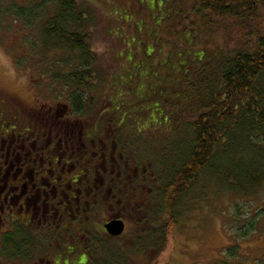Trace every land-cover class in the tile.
I'll return each mask as SVG.
<instances>
[{
    "label": "trees",
    "instance_id": "16d2710c",
    "mask_svg": "<svg viewBox=\"0 0 264 264\" xmlns=\"http://www.w3.org/2000/svg\"><path fill=\"white\" fill-rule=\"evenodd\" d=\"M47 9L39 46L65 53L54 60L55 78L68 88L66 166L80 178V194L67 191L65 238L53 227L13 225L4 213L2 262L134 264L137 254L164 250L176 210L197 183L241 196L264 192V0L162 7L130 0L119 17L124 63L111 74L91 48V12L79 0ZM14 13L31 25L39 20L33 7ZM92 115L91 123H68ZM107 208H117L127 228L138 213L143 232L126 245L124 236L108 238L101 229ZM76 225L84 247L79 237L69 241Z\"/></svg>",
    "mask_w": 264,
    "mask_h": 264
},
{
    "label": "rangeland",
    "instance_id": "374dc122",
    "mask_svg": "<svg viewBox=\"0 0 264 264\" xmlns=\"http://www.w3.org/2000/svg\"><path fill=\"white\" fill-rule=\"evenodd\" d=\"M56 1L0 0V121L3 116H11L8 113L13 109L18 115L23 112L28 119L27 110L31 112L32 107L36 109L45 105L46 108H55L59 103L68 104V88L55 78L58 70L54 68V60H60L65 53L39 46L43 45L41 24L47 18L41 16L40 10L48 11V6H54ZM79 1L85 11L91 12V48L101 59L103 71L111 74L114 66L124 63L118 55L126 51L121 36L126 33V26L123 32L119 17L126 18L125 9L130 0ZM155 1L162 7L168 0ZM31 7L39 13V20L33 21L32 25L27 19L15 16V10H30ZM214 36L218 44L226 40L222 31L216 32ZM156 72L161 73L163 70L156 69ZM92 119L93 115L88 119L75 117L66 122L91 123ZM200 183L181 200L164 250L158 254L154 251L137 254L134 264H221L227 260L230 264L264 262V215L261 214L264 192H257L251 197L241 196L211 183L203 184L199 189ZM141 203L139 198V203L135 202L134 207ZM116 209L107 208L102 214L104 220L113 217ZM4 213H8L5 207ZM136 219L138 213L132 212L133 222L126 227L121 240L125 245L143 232L141 222ZM5 220L1 216L0 234L7 230L3 227ZM78 237L84 247L85 241L81 236ZM230 252L235 254L234 259L229 258ZM0 264L6 263L0 260Z\"/></svg>",
    "mask_w": 264,
    "mask_h": 264
},
{
    "label": "flooded vegetation",
    "instance_id": "af4514ba",
    "mask_svg": "<svg viewBox=\"0 0 264 264\" xmlns=\"http://www.w3.org/2000/svg\"><path fill=\"white\" fill-rule=\"evenodd\" d=\"M13 110L8 113L11 116H3L0 121V223L5 207L13 225L21 222L30 229L53 227L57 232L61 230L65 238L67 200L71 196L67 191L74 186L76 198L80 194V178L66 166V107L60 103L55 108L32 107L31 112L27 110L28 119L23 112L18 115ZM72 181L75 185L68 183ZM113 219L120 218L104 220L101 229L108 238L118 239L125 235L126 221L121 219L125 225L123 234L112 237L104 225ZM79 229L76 225L68 234L72 242L81 235Z\"/></svg>",
    "mask_w": 264,
    "mask_h": 264
},
{
    "label": "water",
    "instance_id": "95a60500",
    "mask_svg": "<svg viewBox=\"0 0 264 264\" xmlns=\"http://www.w3.org/2000/svg\"><path fill=\"white\" fill-rule=\"evenodd\" d=\"M106 233L112 237L121 236L125 230L124 222L121 219H113L104 225Z\"/></svg>",
    "mask_w": 264,
    "mask_h": 264
}]
</instances>
